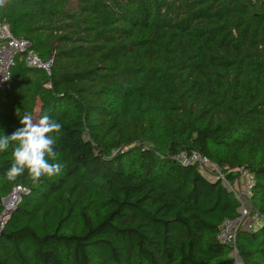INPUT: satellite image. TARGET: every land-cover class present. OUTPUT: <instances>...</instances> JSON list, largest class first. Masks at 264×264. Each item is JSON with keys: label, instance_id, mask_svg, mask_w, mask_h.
Here are the masks:
<instances>
[{"label": "trees", "instance_id": "1", "mask_svg": "<svg viewBox=\"0 0 264 264\" xmlns=\"http://www.w3.org/2000/svg\"><path fill=\"white\" fill-rule=\"evenodd\" d=\"M0 22L50 71L15 59L0 134L47 112L64 165L10 182L0 153V213L22 189L0 264H264V0H6Z\"/></svg>", "mask_w": 264, "mask_h": 264}, {"label": "clouds", "instance_id": "2", "mask_svg": "<svg viewBox=\"0 0 264 264\" xmlns=\"http://www.w3.org/2000/svg\"><path fill=\"white\" fill-rule=\"evenodd\" d=\"M5 3L6 0H0V7ZM19 123L21 127L11 134H0V153L12 148L13 162L5 173L6 179L15 182L27 173L31 182L37 184L42 177L59 174L64 165L58 162L54 134L61 132V123L47 112L39 117L24 113Z\"/></svg>", "mask_w": 264, "mask_h": 264}, {"label": "built area", "instance_id": "3", "mask_svg": "<svg viewBox=\"0 0 264 264\" xmlns=\"http://www.w3.org/2000/svg\"><path fill=\"white\" fill-rule=\"evenodd\" d=\"M17 57L21 58L28 66L42 68L47 74L50 73L49 62L42 61L37 56L32 48L31 42L25 38L12 36L8 25L5 22H0V89L8 86V81L11 77V68L13 67L14 61ZM177 159L182 164L196 163L200 169L204 163H207L206 159L194 151L190 154L182 152L177 156ZM250 189L251 176H249L248 182L245 185V191H243V194L240 195L248 196ZM243 214L244 212L242 213L241 211L240 218L235 221L224 222L217 234V238L224 242L233 243L234 230L241 225Z\"/></svg>", "mask_w": 264, "mask_h": 264}, {"label": "rangeland", "instance_id": "4", "mask_svg": "<svg viewBox=\"0 0 264 264\" xmlns=\"http://www.w3.org/2000/svg\"><path fill=\"white\" fill-rule=\"evenodd\" d=\"M201 169H202L201 171L203 173H207V174H208L209 171L210 172L213 171L215 173H218L219 172V170L215 167V165L213 163H210V162L204 163L202 165V168ZM248 179H249V175L246 174V173H244V172H241V176L236 181L233 182L232 187H233V189L235 190V192L237 194H243V191H245L244 189H245V185L248 182ZM223 183L228 186V184L226 182H223ZM14 194H16V193L13 192V193L10 194V196L11 195L13 196ZM18 200H19V195L17 196L16 202L13 203V204H11V205H8V206L9 207L15 206L17 204ZM241 209H242V213L244 212L243 219L241 220V222H242L241 223V226H243V227H249L251 224H253L254 222H256L255 220L252 219V217H250L248 215L249 214V212H248L249 209L246 208V205L242 206ZM253 225H255V223Z\"/></svg>", "mask_w": 264, "mask_h": 264}, {"label": "water", "instance_id": "5", "mask_svg": "<svg viewBox=\"0 0 264 264\" xmlns=\"http://www.w3.org/2000/svg\"><path fill=\"white\" fill-rule=\"evenodd\" d=\"M14 191H16L17 192V194L19 195L21 192H22V189H20L19 187H17V188H14L12 191H11V193H13ZM11 193H9L6 197H4L3 198V210H2V212L0 213V229L2 228V226H3V224H4V222L6 221V219H7V217H8V215L11 213V211L14 209V206L11 208V210L8 212V213H6V211H5V202H6V200L9 198V196H10V194Z\"/></svg>", "mask_w": 264, "mask_h": 264}, {"label": "bare ground", "instance_id": "6", "mask_svg": "<svg viewBox=\"0 0 264 264\" xmlns=\"http://www.w3.org/2000/svg\"><path fill=\"white\" fill-rule=\"evenodd\" d=\"M16 195L18 196L17 193H16ZM16 200H17V198H16ZM16 200H15V202H16ZM11 208H12V207H9V206H8V199H7L6 202H5V211H6V213H8V212L11 210Z\"/></svg>", "mask_w": 264, "mask_h": 264}]
</instances>
